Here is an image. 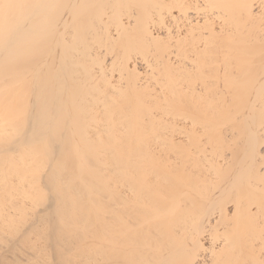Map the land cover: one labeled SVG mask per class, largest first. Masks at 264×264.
<instances>
[{"label":"bare ground","instance_id":"6f19581e","mask_svg":"<svg viewBox=\"0 0 264 264\" xmlns=\"http://www.w3.org/2000/svg\"><path fill=\"white\" fill-rule=\"evenodd\" d=\"M0 225V264H264V0H0Z\"/></svg>","mask_w":264,"mask_h":264},{"label":"rangeland","instance_id":"374dc122","mask_svg":"<svg viewBox=\"0 0 264 264\" xmlns=\"http://www.w3.org/2000/svg\"><path fill=\"white\" fill-rule=\"evenodd\" d=\"M37 207H38V209H42V208H43L42 205H39V206H37ZM37 207H36V209H37ZM17 222H18V221H17ZM19 222H20V221H19ZM20 223H22V224H21L22 226H25V225H23V222H20ZM20 223H18V224H20ZM25 224H26V222H25ZM2 225H3V224H2ZM0 226H1V225H0ZM16 226H17V223H16ZM22 226H18L19 229H18L17 227H16V228L20 231V227H22ZM26 226H27V224H26ZM26 226H25V227H26ZM1 227H2L3 229L5 228V227H3V226H1ZM25 227H24V229H25ZM2 228H1V230H3ZM21 229H23V228H21ZM6 230H7L6 228H5V231L3 230V231H4V235L7 234ZM8 230H9V229H8ZM3 231H2V232H3ZM9 231H10V230H9ZM21 231H22V230H21ZM21 231H20V232H21ZM0 232H1V231H0ZM2 232L0 233L1 236L3 235ZM20 232H19V233H20ZM10 233H11V232H10ZM19 233H18V234H19ZM4 235H3V236H4ZM7 235H8V234H7ZM7 235H5V236H7ZM3 236H2V238H6V239H7V237H3ZM9 236H10V235H8V237H9ZM2 238H0V239L2 240ZM6 239H5V242L8 243L12 238L10 237V239H9V238H8L7 240H6ZM1 240H0V241H1ZM3 241H4V239H3ZM7 241H8V242H7ZM1 244H2V243H0V245H1ZM4 244H5V243H4ZM10 244H11V243L9 242V243H8V247L10 246ZM2 246H4V245L2 244L0 247H2ZM19 246H20V245H19ZM25 246H26V245H25ZM25 246L23 245V247H25ZM27 246H28V245H27ZM27 246H26L25 248H27V251H29ZM4 247H5V246H4ZM4 247H2V248L4 249ZM6 247H7V245H6ZM6 247H5V248H6ZM17 247H18V246H17ZM20 247H21V246H20ZM20 247H19V251H20V249H21ZM23 249H24V248H22V250H23ZM0 250H1V249H0ZM4 250H5V249H4ZM15 251H16V250H15ZM0 252H1V251H0ZM20 252H22V251H20ZM20 252L17 253V251H16L15 253H17L18 256H20V255H21ZM24 252H25L26 254H28V253L26 252V249H25V251H23L22 254H24ZM31 253H32V251H31ZM11 254H12V253H11ZM11 254H8V255H11ZM13 254H14V253H13ZM32 254H33V253H32ZM14 255L16 256V254H14ZM28 255H29V254H28ZM30 255H31V254H30ZM30 255H29V256L26 255V256H27L28 258H29V257L31 258L32 255H31V256H30ZM22 256H25V255H22ZM30 258H29V259H30ZM34 260H35V259H34ZM31 261H32V259H31L29 262H31ZM34 262H35V261H33V263H34ZM33 263L31 262L30 264H33ZM27 264H28V263H27ZM34 264H35V263H34ZM80 264H81V263H80ZM82 264H84V262H82ZM91 264H92V263H91Z\"/></svg>","mask_w":264,"mask_h":264}]
</instances>
